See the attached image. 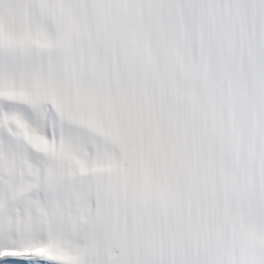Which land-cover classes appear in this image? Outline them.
<instances>
[{
  "label": "snow or ice",
  "instance_id": "6c2138e0",
  "mask_svg": "<svg viewBox=\"0 0 264 264\" xmlns=\"http://www.w3.org/2000/svg\"><path fill=\"white\" fill-rule=\"evenodd\" d=\"M0 264H264V0H0Z\"/></svg>",
  "mask_w": 264,
  "mask_h": 264
}]
</instances>
